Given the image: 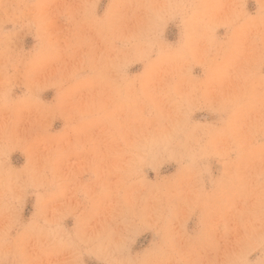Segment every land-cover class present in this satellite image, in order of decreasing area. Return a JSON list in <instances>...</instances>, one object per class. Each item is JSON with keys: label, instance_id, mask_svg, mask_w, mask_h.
<instances>
[{"label": "rangeland", "instance_id": "rangeland-1", "mask_svg": "<svg viewBox=\"0 0 264 264\" xmlns=\"http://www.w3.org/2000/svg\"><path fill=\"white\" fill-rule=\"evenodd\" d=\"M0 264H264V0H0Z\"/></svg>", "mask_w": 264, "mask_h": 264}]
</instances>
